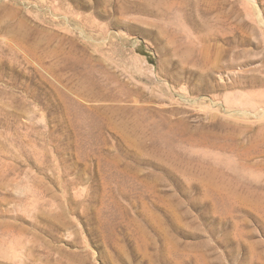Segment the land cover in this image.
Returning a JSON list of instances; mask_svg holds the SVG:
<instances>
[{
    "label": "rangeland",
    "instance_id": "obj_1",
    "mask_svg": "<svg viewBox=\"0 0 264 264\" xmlns=\"http://www.w3.org/2000/svg\"><path fill=\"white\" fill-rule=\"evenodd\" d=\"M263 125L264 0H0V264H264Z\"/></svg>",
    "mask_w": 264,
    "mask_h": 264
},
{
    "label": "bare ground",
    "instance_id": "obj_2",
    "mask_svg": "<svg viewBox=\"0 0 264 264\" xmlns=\"http://www.w3.org/2000/svg\"><path fill=\"white\" fill-rule=\"evenodd\" d=\"M2 3H3V2H2ZM5 5H6V4H5ZM2 6H4V5H2ZM6 6H7V5H6ZM7 8H8V7H6V9H7ZM12 8H13V7H12ZM10 9H11V8H10ZM10 9H9V10H10ZM14 9H15V8H14ZM14 9H12L11 11H13ZM7 10H8V9H7ZM14 11H15V10H14ZM17 11L20 12L19 10H17ZM8 12H9V11H8ZM11 13H12V15H13L14 12H11ZM8 14H9V13H8ZM16 14L18 15L19 13L16 12ZM14 15H15V14H14ZM18 17H19V16H18ZM24 17H26V16H24ZM260 20H261V18H260ZM22 21H23V20L20 21V22H21V25L23 24ZM261 21H262V20H261ZM20 22H19V23H20ZM4 25H6V24L3 22V26H4ZM5 27H6V26H5ZM19 27H20V29H21V26H19ZM4 29H5V28H4ZM18 30H19V29H18ZM18 30H17V31H18ZM22 30H23V25H22ZM19 31H20V30H19ZM26 31H27V30H26ZM24 33H25V31H24ZM28 33H29V35H30V32H28ZM28 33L26 32L25 34H28ZM22 36H23V35H22ZM26 36H28V35H26ZM24 37H25V36H24ZM24 37H23V38H24ZM25 38H26V37H25ZM11 44H12V43H11ZM121 90H122V89H121ZM122 91H123V90H122ZM117 92H118V91H117ZM90 93H91V92H90ZM124 93H125V92H124ZM129 93H130V92H129ZM93 94H94V93H92V95H93ZM113 94H114V93H113ZM126 94H127V93H126ZM131 94H132V93H131ZM89 95H90V94H89ZM108 95H109V94H108ZM115 95H117V94H115ZM93 96H94V95H93ZM104 96H105V93H104ZM121 96H122V95H121ZM123 96H125V95H123ZM125 97H126V96H125ZM127 97H128V96H127ZM131 97H132V96H131ZM97 98H98V97H97ZM104 98H105V97H104ZM104 98H103V99H104ZM116 98H117V97H116ZM142 98H143V97H142ZM145 98H146V97H145ZM145 98H144V99H145ZM119 99H120V98H119ZM134 99H135V98H134ZM134 99H133V101H135ZM96 100H97V99H96ZM98 100H100V99H98ZM101 100H102V99H101ZM106 100H107V99H106ZM124 100H125V99H124ZM124 100H123V101H124ZM136 101H137V99H136ZM145 101H146V100H145ZM108 102H109V101H108ZM142 102H143V101H142ZM116 103H117V102H116ZM135 103H137V102H135ZM143 103H144V102H143ZM113 105H114V104H113ZM118 106H119V105H118ZM124 106H126V105H124ZM128 106L130 107L131 105H128ZM145 106H146V105H145ZM151 106H152V105H150V107H151ZM102 107H103V106H102ZM108 107H109V105H108L106 108H108ZM120 107H121V106H120ZM120 107H118L117 109H119ZM150 107H149V108H150ZM104 108H105V107H104ZM109 108H110V107H109ZM123 108H124V107H123ZM127 108H128V107H127ZM127 108H126V109H127ZM102 109H103V108H102ZM115 109H116V108H115ZM115 109H114V110H115ZM126 109H125V110H126ZM130 109H131V108H130ZM145 109H146V108H145ZM109 110H110V109H109ZM136 110H137V109H136ZM136 110H135V111H136ZM140 110H141V109H140ZM151 110H152V109H151ZM100 111H101V110H100ZM106 111H107V109H106ZM101 112H102L101 114H104L105 111H104V112L101 111ZM114 112H115V111H114ZM118 112H119V111H118ZM131 112H132V111H131ZM161 112H162V111H161ZM107 113H108V112H106V114H107ZM110 113H111V111H110ZM115 113H116V112H115ZM122 113H123V112H122ZM135 113H137V112H135ZM140 113H141V112H140ZM148 113L150 114V112H148ZM108 114H109V113H108ZM112 114H113V113H112ZM118 114H120V113H118ZM126 114L128 115V113H126ZM132 114H133V112H132ZM132 114H131V115H132ZM138 114H139V113H138ZM157 114H159V113L157 112ZM173 114H174V113H173ZM231 114H232V113H231ZM104 115H105V114H104ZM114 115H115V114H114ZM134 115H135V114H134ZM142 115H143V114H142ZM142 115H141V116H142ZM144 115H145V113H144ZM146 115H147V114H146ZM257 115H258V113H257ZM112 116H113V115H112ZM115 116H117V115H115ZM121 116H122V115H121ZM121 116H120V117H121ZM150 116L152 117V115H149V117H150ZM162 116H163V115H162ZM162 116H161V117H162ZM103 117H105V116H103ZM108 117H109V116H108ZM117 117H118V116H117ZM126 117H127V116H126ZM132 117H133V115H132ZM132 117H131V119H132ZM142 117H143V116H142ZM110 118H112V117H110ZM113 118H114V117H113ZM113 118H112V119H113ZM123 118H124V117H123ZM129 118H130V117H129ZM138 118H139V117H137V119H138ZM147 118H148V117H147ZM165 118H167V117H165ZM165 118H164V119H165ZM108 119H109V118H108ZM112 119H110L109 121H110V122H113L114 120H112ZM121 119H122V118H121ZM141 119H142V118H141ZM152 119H153V117H152ZM215 119H216V118H215ZM215 119H214V120H215ZM220 119H221V118H220ZM111 120H112V121H111ZM116 120H117V119H116ZM132 120H133V119H132ZM132 120H130L129 122H133V123L135 124V122L132 121ZM135 120H136V119H135ZM142 120H143V119H142ZM165 120H166V119H165ZM119 121H120V120H119ZM123 121H124V119H123ZM144 121H145V118H144ZM150 121L152 122V120H150ZM150 121H149V122H150ZM166 121H167V120H166ZM166 121H165V122H166ZM168 121H169V119H168ZM168 121H167V122H168ZM126 122H128V120H126ZM138 122H139V121H138ZM138 122H137L136 125H138ZM147 122H148V121H147ZM167 122H166V124H167ZM170 122H172V121H170ZM181 122H182V121H181ZM181 122H180V123H181ZM107 123H108V122H107ZM143 123H144V122H143ZM155 123H156V122H155ZM172 123H173V122H172ZM114 124H115V123H114ZM139 124H140V123H139ZM153 124H154V123H153ZM166 124H164V125L162 124V125L165 126ZM116 125H117V124H116ZM125 125H126V124H125ZM150 125H151V124H150ZM160 125H161V124H160ZM174 125H175V124H173V126H174ZM106 126H108V125H106ZM111 126H112V125H111ZM132 126H133V125H132ZM138 126H139V125H138ZM138 126H137V127H138ZM140 126H141V125H140ZM142 126H143V125H142ZM145 126H146V125H145ZM145 126H143V127L145 128ZM156 126H157V125H156ZM158 126H159V125H158ZM158 126H157V127H158ZM171 126H172V125H171ZM209 126H210V125H209ZM261 126H262V125H261ZM263 126H264V125H263ZM118 127H119V126H118ZM124 127H125V126H124ZM133 127H134L133 129H135V125H134ZM137 127H136V128H137ZM167 127H168V126H167ZM185 127H186V126H185ZM107 128H108V127H107ZM107 128H106V129H107ZM120 128H121V127H120ZM126 128H128V127H126ZM130 128H131V127H130ZM148 128H149V127H148ZM151 128H152V127H151ZM170 128H171V127H170ZM172 128H175V127H172ZM226 128H227V127H225L224 129H226ZM263 128H264V127H263ZM109 129H111V128H109ZM112 129H113V128H112ZM112 129H111V130H112ZM118 129H119V128H118ZM124 129H125V128H124ZM128 129H129V128H128ZM131 129H132V128H131ZM138 129H139V127H138ZM153 129H154V128H153ZM153 129H152V131H153ZM168 129H169V128H168ZM258 129H259V128H258ZM111 130H110V131H111ZM119 130H120V129H119ZM141 130H142V129H141ZM158 130H159V128H158ZM175 130H176V129H175ZM128 131H130V130H128ZM135 131H136V129H135ZM142 131H143V132H144V131L146 132V130H142ZM147 131H148V130H147ZM152 131H151V132H152ZM171 131H172V130H171ZM180 131H181V130H179V132H180ZM186 131H187V130H186ZM186 131H185V132H186ZM224 131H226V130H224ZM257 131H258V130H257ZM113 132H114V130H113ZM123 132H126V131L123 130ZM132 132H133V131H132ZM161 132H162V129H161ZM167 132H168V131H167ZM167 132H166V133H167ZM176 132H178V131H176ZM263 132H264V131H263ZM107 133H109V132L107 131ZM172 133H173V132H172ZM174 133H175V132H174ZM182 133H183V132H182ZM182 133H181V134H182ZM131 134H132V133H131ZM136 134H138V133H136ZM136 134H135V135H136ZM140 134H141V133H140ZM163 134H164V133H163ZM163 134H162V135H163ZM167 134H168V133H167ZM145 135H146V134H145ZM150 135H151V134H150ZM169 135H170V134H169ZM189 135H190V134H189ZM189 135L186 136V133H185V136H186V137H188ZM259 135H260V134H259ZM262 135H263V136L261 137L262 139H261V138H260V139H261V141H262V143H263V146H264V133H262ZM158 136H160V135H158ZM163 136H164V135H163ZM134 137H135V136H134ZM143 137H144V136H143ZM192 137H193V136H192ZM115 138H116V136H115ZM119 138H120V137H119ZM148 138H149V136H148ZM188 138H189V137H188ZM190 138H191V137H190ZM195 138H196V137H195ZM202 138H203V137H202ZM258 138H259V137H258ZM134 139H135V138H134ZM141 139H142V137H141ZM145 139H146V138H145ZM149 139H150V138H149ZM198 139H199V138H198ZM198 139H197V141H198ZM135 140H136V139H135ZM139 140H140V139H139ZM160 140H161V139H160ZM180 140H182V139H180ZM193 140H195V139H193ZM202 140H203V139H202ZM116 141H117V140H116ZM119 141H120V139H119ZM163 141H164V139H163ZM184 141H185V140H184ZM184 141H183V142H184ZM133 142H134V141H133ZM135 142H136V141H135ZM148 142H149V141H148ZM199 142H200V141H199ZM199 142H198V143H199ZM164 143H165V142H164ZM185 143H187V142H185ZM189 143H190V142H189ZM145 144H146V142H145ZM150 144L153 145V142L150 143ZM200 144H201V143H200ZM203 144H204V143H203ZM207 144H208V143H207ZM119 145H120V144H119ZM132 145H133V144H132ZM192 145H193V144H192ZM144 146H147V145H144ZM157 146H158V145H157ZM142 147H143V146H142ZM153 147H154V146H153ZM170 147H171V146H170ZM143 148H144V147H143ZM146 148H147V147H146ZM154 149H155V148H154ZM172 149H173V148H172ZM144 150H145V149H144ZM150 150H152V149H150ZM150 150H149V151H150ZM134 151H135V150H134ZM147 151H148V150H147ZM153 151H155V150H153ZM162 152H163V151H162ZM168 152H169V151H168ZM150 153H151V152H150ZM155 153H156V152H155ZM155 153H154V154H155ZM130 154H131V153H130ZM140 154H141V153H140ZM151 154H152V153H151ZM159 155H160V154H159ZM159 155H158V156H159ZM261 155H262V154H261ZM139 156H140V155H139ZM147 156H148V154H147ZM150 156H151V155H150ZM150 156H149V157H150ZM154 156H155V155H154ZM154 156L152 155L151 159H152ZM158 156L156 155L155 157L157 158ZM163 156H164V154L162 155V157H163ZM128 157H129V155H128ZM155 157H154V158H155ZM160 157H161V156H160ZM262 157H263V156H262ZM135 158H136V156H135ZM142 158H143V157H142ZM156 158H155V159H156ZM167 158H168V157H167ZM167 158H166V159H167ZM260 158H261V157H260ZM118 159H119V158H118ZM140 159H141V158H140ZM155 159H154V160H155ZM121 160H122V159H121ZM121 160H120V161H121ZM149 160H150V158H149ZM159 160H160V159H159ZM169 160H171V159H169ZM176 160H177V159H176ZM157 161H158V159H157ZM157 161H156V162H157ZM167 161H168V159H167ZM124 162H125V160H124ZM124 162H122V163H124ZM151 162H152V161H150V163H151ZM154 162H155V161H154ZM170 162H171V161H170ZM120 163H121V162H120ZM157 163L160 164V162H157ZM161 163H162V162H161ZM173 163H174V162H173ZM180 163H181V162H180ZM180 163H179V164H180ZM182 163H183V162H182ZM259 163H260V161H259ZM125 164H126V163H125ZM141 164H142V163H141ZM177 164H178V162H177ZM183 164H184V163H183ZM187 164H188V163H187ZM165 165H166V164H165ZM180 165H182V164H180ZM184 165H185V164H184ZM191 165H192V164H191ZM127 166H128V165H127ZM127 166H126V167H127ZM131 166H132V165H131ZM161 166H162V165H161ZM177 168H178V167H177ZM179 168H180V167H179ZM182 168L186 169L185 167H182ZM184 169H183V170H184ZM183 170H182V171H183ZM188 170H189V168H188ZM188 170H187V171H188ZM191 170H192V169H191ZM260 172H261V173L263 174V176H264V161H263V163L260 164ZM149 176H150V175H149ZM262 179H263V177H262ZM124 193H125V192H124ZM152 215H153V214H152ZM156 215H157V214H156ZM56 264H57V263H56ZM58 264H59V263H58Z\"/></svg>",
    "mask_w": 264,
    "mask_h": 264
}]
</instances>
